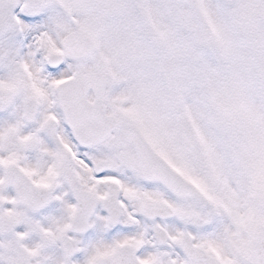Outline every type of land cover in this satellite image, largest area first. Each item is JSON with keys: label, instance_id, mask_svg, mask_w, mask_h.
<instances>
[{"label": "snow or ice", "instance_id": "snow-or-ice-1", "mask_svg": "<svg viewBox=\"0 0 264 264\" xmlns=\"http://www.w3.org/2000/svg\"><path fill=\"white\" fill-rule=\"evenodd\" d=\"M0 264H264V0H0Z\"/></svg>", "mask_w": 264, "mask_h": 264}]
</instances>
